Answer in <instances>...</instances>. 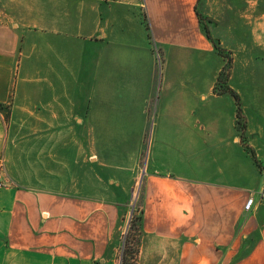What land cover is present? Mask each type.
<instances>
[{
  "label": "crops",
  "instance_id": "0c3cea01",
  "mask_svg": "<svg viewBox=\"0 0 264 264\" xmlns=\"http://www.w3.org/2000/svg\"><path fill=\"white\" fill-rule=\"evenodd\" d=\"M199 3L0 0V264H116L138 182L136 264H264V0L217 39L257 164Z\"/></svg>",
  "mask_w": 264,
  "mask_h": 264
},
{
  "label": "rangeland",
  "instance_id": "374dc122",
  "mask_svg": "<svg viewBox=\"0 0 264 264\" xmlns=\"http://www.w3.org/2000/svg\"><path fill=\"white\" fill-rule=\"evenodd\" d=\"M198 1L200 2L199 3L200 7L208 2L207 4H205V6H207L208 13H206L205 15H202L200 18L201 29L203 31V26H206L211 36V39L215 43L218 44L219 43L217 41L218 37H220L221 35H225V36L230 35L228 31H225V28L228 23L230 22L232 24L234 23L233 18L235 19L236 16H233L232 14L233 10L229 12V10L225 8L224 3L225 1L228 2V0H209V1L208 0H198ZM245 7H246V4L244 5L243 9H246ZM220 48L222 49V47ZM222 50L225 51V53H230L226 51L225 49H222ZM157 59H158L159 65L161 66L162 56L160 53L157 54ZM223 61L225 64L224 59ZM139 193H140V186L138 182L137 185L134 187L133 194L131 195L129 205L125 208L122 220L119 225V233H118V240L116 243V255H115L116 264H121L122 253L125 248V245L129 246V248L132 249L135 245V240L141 239V228L139 226V223H136L135 225H133L132 228H130V225H129L132 215H137V213L140 212V206H139V201H138Z\"/></svg>",
  "mask_w": 264,
  "mask_h": 264
},
{
  "label": "trees",
  "instance_id": "16d2710c",
  "mask_svg": "<svg viewBox=\"0 0 264 264\" xmlns=\"http://www.w3.org/2000/svg\"><path fill=\"white\" fill-rule=\"evenodd\" d=\"M203 33L207 37L208 40H210L213 44V48L215 51L225 60V64L223 65L221 71L219 72L214 87H213V93L216 96L221 95H228L233 98L236 106V121H235V128L240 136V142L243 146L244 150L251 156L255 164H257L253 152L247 148L245 140H244V133L246 130V123L245 118L242 113L240 100L236 93L230 89L228 85L229 76H230V70L232 67V58L230 53H225L223 51L219 44L215 43L213 40H211V37L209 35V31L206 26H203ZM227 55H225V54ZM224 80V81H222ZM136 223H139V226H141V212H138L137 215H132V218L130 220V228L133 227ZM139 246H140V239L135 240V245L131 249L129 246L125 245V248L122 253L121 258V264H136L137 257L139 254Z\"/></svg>",
  "mask_w": 264,
  "mask_h": 264
},
{
  "label": "built area",
  "instance_id": "2783aa9c",
  "mask_svg": "<svg viewBox=\"0 0 264 264\" xmlns=\"http://www.w3.org/2000/svg\"><path fill=\"white\" fill-rule=\"evenodd\" d=\"M1 172H2V165H0V176H1ZM2 187V183L0 182V188ZM255 195H251L245 205H244V212L249 213L251 212V210L253 209L254 205H255ZM257 198H260L261 200H264V189H262L258 194H257Z\"/></svg>",
  "mask_w": 264,
  "mask_h": 264
},
{
  "label": "water",
  "instance_id": "95a60500",
  "mask_svg": "<svg viewBox=\"0 0 264 264\" xmlns=\"http://www.w3.org/2000/svg\"><path fill=\"white\" fill-rule=\"evenodd\" d=\"M143 176V175H142ZM142 178V177H141ZM132 214V213H131ZM134 214H135V212H134Z\"/></svg>",
  "mask_w": 264,
  "mask_h": 264
}]
</instances>
